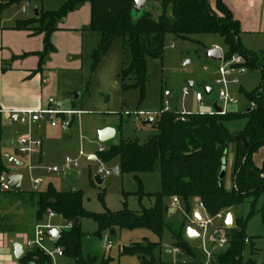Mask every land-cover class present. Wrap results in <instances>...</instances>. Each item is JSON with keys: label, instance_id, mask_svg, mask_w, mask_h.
<instances>
[{"label": "trees", "instance_id": "1", "mask_svg": "<svg viewBox=\"0 0 264 264\" xmlns=\"http://www.w3.org/2000/svg\"><path fill=\"white\" fill-rule=\"evenodd\" d=\"M84 2L91 5V30L100 35V42L92 55L93 67L109 52L112 43L121 39L125 61L118 77L123 89H139L141 100L149 79L147 59L163 58L166 34L184 39L193 34H216L223 39L227 58L241 54L246 59L242 68L262 70L260 86L247 93L249 101L255 103L256 107L224 115L191 113L186 115L184 121L179 119V112L162 110L153 123L159 132L146 143L122 140L98 152L97 157L105 163L119 159V173L132 174L139 183L136 194L140 204L144 197H154L152 207L142 205L140 211H132L125 200L120 211L91 212L84 207L82 191H58L51 184L38 191L0 192V232L25 233L27 224L31 223L29 219L37 224L45 219L48 210H52L64 223H73L72 228H62L55 241V246L61 249V264L111 262L110 257L100 258L83 253L86 236L81 229L83 219H91L97 224L95 235L98 237L116 228H146L160 237L168 231L174 247L194 254L184 237V224L174 228L165 222L167 208L164 198L178 197L186 203L191 198H197L213 217L243 204L247 198H253L248 215L235 218L233 228L226 229L230 245L216 257V264H256L251 258L245 263L243 252L249 239L248 221L254 216L255 203L264 192V166L258 167L253 160L254 153L264 146V62L259 53L242 44L240 22L223 0H216L215 8L210 0H160V15L155 17L145 11L137 21L132 17L134 0H68L58 10L45 11L39 7L38 16L18 21L15 29L44 34L45 48L40 53L42 61L49 52L55 50L50 37L58 29V21ZM240 120L246 121L244 127L232 131V126ZM239 135L247 139L248 148L244 147L242 140L236 141ZM231 144L235 145L234 170L232 185L227 188L226 177L222 180L220 174L227 162ZM157 168L162 189L157 193H146L139 174L153 172ZM0 169L8 171L1 155ZM124 195L127 199L128 194ZM17 204L22 205L27 212L31 210L29 219L21 216L16 220V216L9 213L8 210ZM77 219L79 223H76ZM158 246V243L152 242L134 243L121 248V254L138 255L142 264H169L156 258ZM20 261L22 264H53L51 257L39 249L27 252Z\"/></svg>", "mask_w": 264, "mask_h": 264}, {"label": "rangeland", "instance_id": "2", "mask_svg": "<svg viewBox=\"0 0 264 264\" xmlns=\"http://www.w3.org/2000/svg\"><path fill=\"white\" fill-rule=\"evenodd\" d=\"M66 1L68 0H0V17L8 23L7 20L9 19L15 20L30 16L36 7L41 6L45 11L58 10ZM210 2L212 6L215 5V0H210ZM85 3L88 4L84 2L79 6L80 13L76 17V21L72 22L74 24L70 22L68 24L65 20L57 23V26L72 24L74 25L73 28L57 29L51 34L50 38L53 43L55 33L65 34L63 32H68L72 34L67 45H61L63 48L68 47L69 49H75L76 46L80 45L78 44L79 41L82 44L83 39L82 52L74 55H78L81 69L62 72L60 74L59 96L52 97L58 104H67L68 102L70 104L77 95H80L77 102L83 112V115H80V130L73 129L66 132L61 127L52 128L47 124L43 129L47 133H56L62 138L64 159L70 157L77 160L79 166L65 169L59 173H48L46 171V168L50 167L48 165L30 170L26 158L19 153H15L23 166L11 167L8 173L12 174L17 171L16 174L23 177V189L28 191L34 190L32 180L39 177L45 179L41 187L52 182L61 191H82L84 206L91 212L120 211L124 207L123 202L125 200L130 210L140 211L142 205L147 208L152 207L155 202L154 197H144L141 205L136 194L139 190V183L133 175L128 173L113 174L111 172L112 169L117 168L118 158L105 163L98 158L93 160L91 156H96L101 148L108 149L111 145L118 144L122 140H137L140 144L146 143L150 137L158 134L159 131L155 125L144 124V122L148 118L157 121L159 112L164 108L166 101H169V105L173 110L187 114L209 113L212 111L213 105L216 102L219 103L218 93L220 87L214 82L218 64L207 58L205 52L212 49L216 43L224 51L226 46L223 39L216 34H193L187 39L170 33L166 34L163 58L147 59L149 79L146 83L145 96L141 100V91L139 89H123L121 80L118 77L125 61V49L121 39L115 40L109 52L96 67H93L92 55L100 42V35L98 32L91 30L90 11H85V7H83ZM23 9L27 10V14L22 12ZM145 11L155 17L160 15L162 13L160 0H149L142 11L135 9L132 15L133 20H139ZM168 14H170V10H168ZM69 15L70 12L66 16ZM74 34H77L80 38H75ZM59 52L61 53V49ZM231 78L238 79V84L229 86L231 95L238 99V105L230 106L229 109L231 112H244L251 108L247 93L260 86L262 70L240 68L236 70ZM191 83H193V87L190 86ZM206 88L212 89L209 95L206 94ZM185 89L189 90L188 95H184ZM198 92L204 94L202 104L196 101V93ZM140 112H151V114L139 115ZM108 121L113 124L118 133L110 141L102 143L98 139V129ZM245 123V120L236 122L232 126V131L241 130ZM81 151L83 152L82 155ZM234 156L235 145L231 144L226 162L227 188L232 185ZM260 159H264V153L262 152L256 158L257 161H260ZM56 166L63 168L61 164ZM97 176L104 179L103 184L99 185L96 182L95 178ZM139 177L146 193L161 191V176L158 168L153 172L141 173ZM126 193L128 194L127 199L124 195ZM252 202L253 198H247L243 204L227 210L225 215L231 213L234 219L237 217L245 218L251 210ZM263 204L264 192L260 194L255 203L254 216L248 221L247 236L249 239L243 252L245 263L251 258L256 264H264ZM164 206L167 208L164 215L167 224L174 228L184 224V229L191 227L199 232L200 236L194 239H188L186 231L184 233V237L194 254L185 253L180 249L177 250L168 231L160 237L146 228L135 230L116 228L114 230L116 234L114 235L111 234V231L106 232L113 242L112 249L106 251V255L112 259L110 264H142L138 255H122L121 251L119 253L121 248L131 246L134 243H158L159 246L155 250L156 258L169 264H201V261L206 262L208 253L213 254L215 258L228 249V246L220 248L210 241V237L215 230L226 231L225 220L215 218L214 226L209 227L206 233L198 229L195 215L198 213L205 218L206 214L200 209L197 198H191L188 203L180 200L178 205L173 206V199L166 197L164 198ZM171 210H174V212L171 213ZM8 211L16 216V220L21 216L27 218L31 216V210L27 212L22 205L18 204L12 206ZM29 221L31 223L27 224L26 232L23 234L27 239L32 240L36 226L40 222L35 224L34 220L29 219ZM97 228V224L91 219H83L81 222V229L86 234L83 240L85 254L103 255L102 246L104 242L95 235ZM47 245L50 249H54L52 244L47 243ZM174 248L175 250H173Z\"/></svg>", "mask_w": 264, "mask_h": 264}, {"label": "crops", "instance_id": "3", "mask_svg": "<svg viewBox=\"0 0 264 264\" xmlns=\"http://www.w3.org/2000/svg\"><path fill=\"white\" fill-rule=\"evenodd\" d=\"M223 2L231 10L234 17L240 22L241 25L240 39L242 44L247 49L259 53L260 58L264 62V0H223ZM87 3L88 4L85 3L83 7H85L84 8L85 11L88 10L90 11V18H91V5L89 2ZM215 4H216V0H215ZM212 7L215 8V5ZM23 13L27 14V10ZM79 13H80V9L77 8V10L71 11L70 15L66 16V18L63 20L67 21L68 24L75 22L77 19L76 17L79 15ZM32 15H34V11L33 13H31L30 16L27 17L17 18L15 20L9 19L7 20L8 23L0 17V155L3 157V155L9 154L15 157L16 159H18L15 156V153H19L26 158L30 170H34L36 167L39 168L40 166L48 165L50 167H53L61 164L63 168L62 169L60 168V170L57 172H48L49 167L46 168V171L48 173H59L61 171H64L65 169L72 168V167L67 168L64 164V153H63L64 150H63L62 138L56 133L53 134L43 131L46 124L50 125L47 120L30 123L29 125H22L19 122H17V115L15 114L11 115V112L19 111V110H39L41 108L48 106V100L50 98L59 96L58 94L60 93L59 90L60 74L62 72L78 71L81 69V62L78 58V55L77 56L74 55L82 52L81 47L83 48V39H82V44L79 41L78 44L80 45L76 46L75 49L74 48L69 49L68 47L63 48V46H66L67 42L70 41L72 34H69L68 32H63L65 34L55 33V36L53 37V43L51 42L55 50L49 52L41 61L40 53L45 48L44 34H34L30 30L15 29L18 21L31 18L33 17ZM68 24L67 26L63 24H61L60 26L58 25L59 26L58 29L61 30L64 27L73 28L74 25L72 24L74 23H72L71 25ZM74 37L77 39L80 38L77 34H74ZM58 43L60 44L59 46ZM215 46H220V45L216 43ZM60 49H61V53L59 52ZM79 98L80 95H77L73 99L72 103L70 104L69 102L67 104L60 103V105L65 110L77 109L82 111V108L79 107L77 103ZM197 102L201 103L199 101ZM175 111L181 112L178 110ZM80 117L77 118L76 116H73L72 119L73 126L70 129L64 131L67 132L73 129L76 131L80 130V123H81ZM106 127L114 128L113 124L110 121H108L104 123V125L99 127L98 130H101ZM52 128H57V127H52ZM115 130H116V134H115L116 137L118 131L117 129ZM23 135H32L41 138L43 140L42 149L39 151L31 152L29 154L20 153L17 148V140L19 139V137ZM261 152L264 153V147L261 148L253 156V160L258 167L264 166V159H260V161L256 160L257 156H259ZM95 157L98 158L97 155ZM19 161L21 162V160ZM117 167L119 168V163ZM0 172L8 173L9 168L8 171H1L0 169ZM16 172L17 171H14L12 174H16ZM8 174L11 175L10 173ZM39 178L43 179V183L40 185L39 189L34 188V190L32 191L44 190L47 188L48 185L50 184L53 185L52 182H49L46 186L41 187L44 184L45 179L43 177H39ZM36 179L32 180L33 187H34V180ZM22 183H23V178L21 184ZM53 186L58 191H61L57 188V186L55 185ZM22 190H24L23 187ZM24 191H28V190H24ZM180 200L181 199L179 198V201ZM173 212L174 210H171V213ZM225 212H223L222 220H225L226 218L227 214L225 215ZM48 220L49 219L47 212L46 218L42 221V223L43 222L47 223L49 222ZM51 224L55 227L60 228L59 229V236H60V231L62 228L65 227L66 223H64V221H62L61 218L57 215V217L51 221ZM186 229H184V233ZM219 230L223 232V230L221 229ZM107 236L108 239L111 240L107 233H105L102 237H100L104 242L102 246L103 248L102 256L85 254L84 251L83 253L85 255L98 256L100 258L109 257L106 255L107 250H106L105 238ZM28 241L29 239H27L23 233L0 232V264H22L20 259L27 252L31 251V249L28 247ZM55 241L56 240H48V244L49 245L52 244L54 248ZM16 243H20L23 246V255L20 259H16L14 255L13 246ZM111 249L112 247L109 250ZM173 250H175V248ZM120 251L121 249L119 250V253ZM203 263L204 262L201 261V264ZM57 264H61L60 255L57 257Z\"/></svg>", "mask_w": 264, "mask_h": 264}, {"label": "built area", "instance_id": "4", "mask_svg": "<svg viewBox=\"0 0 264 264\" xmlns=\"http://www.w3.org/2000/svg\"><path fill=\"white\" fill-rule=\"evenodd\" d=\"M26 10L23 9V12ZM213 48H219L222 51V59L221 61H214L218 64V67L215 71V84L220 87L218 93V102L217 106L221 109V112H217L215 108L209 112V114H227L231 112L229 109L230 106L238 105V99L232 96L229 91L230 85L238 84V79H232L231 77L234 75L237 69L242 68L245 64L246 59L241 54H234L231 57H226V52L222 50L220 46H214ZM189 90H184V95H188ZM196 100L199 102H203L204 94L201 92L196 93ZM255 103L251 102V108H255ZM164 112H172L173 110L170 105L169 101L165 102V106L162 109ZM161 110V111H162ZM160 111V112H161ZM159 112V113H160ZM17 115V122L22 125H29L30 123L40 122L43 120H47L52 127H61L63 130H68L73 126V116L77 118L83 114L81 110L72 109V110H65L62 108L60 104H58L53 98L48 100V106L41 108L39 110H19L11 112V115ZM139 115H150L151 112H140ZM179 119L184 121L186 119L187 113L179 112ZM43 147V140L41 138L32 136V135H23L19 137L17 140V148L18 151L22 154H29L34 151H39ZM105 148H101L99 151H104ZM82 155V152H81ZM64 164L67 168L69 167H78V161L73 160L70 157H66L64 159ZM60 168L57 166L49 167L48 172H57ZM9 174L6 172H0V192H7L10 191V185L8 181ZM43 183L42 178H38L34 180V188L39 189L40 185ZM179 198L173 197V205H178ZM200 209L205 212L206 217L204 218L202 215L198 214V217L195 216L198 229L205 232L209 229V227L214 226V219L215 218H223V213L217 214L216 216H210L202 202H199ZM57 217V214L52 210L48 211V221L47 223H40L36 226L34 238L28 241V247L31 250L39 249L45 252L48 256L51 257L54 264H57V257L61 254V249L59 247H54V249H50L47 245L48 240H57L54 239L50 234L49 231L51 229L59 230V227H55L51 224V221ZM73 223L69 222L65 224L64 228H72ZM197 231V230H196ZM199 234V232L197 231ZM200 236V234H199ZM106 240V250H109L112 247V241L108 239V236L105 238ZM210 241L217 245L218 247H225L230 245V236L227 231L222 232L220 230H215V232L210 237ZM248 242V239L246 240ZM203 264H216V257H213V254L208 253V258L206 262Z\"/></svg>", "mask_w": 264, "mask_h": 264}, {"label": "water", "instance_id": "5", "mask_svg": "<svg viewBox=\"0 0 264 264\" xmlns=\"http://www.w3.org/2000/svg\"><path fill=\"white\" fill-rule=\"evenodd\" d=\"M149 0H134V8H133V11L136 9L137 11H142L147 2ZM144 14V13H143ZM34 15L35 16H38L39 15V7H36L34 9ZM205 56L213 61H221L222 59V51L221 49L219 48H212V49H209L205 52ZM191 87H193V83L190 84ZM206 94L209 95L211 93V88H206ZM214 108L217 112H221V109L219 108V106H217V104L215 103L214 104ZM154 119L153 118H148L144 124H153L154 123ZM115 134H116V130L112 127H106V128H103L101 130H99L98 132V138H99V141L102 142V143H105L107 141H110L111 139H113L115 137ZM239 140H242L243 143H244V147L245 148H248L249 147V144H248V141L245 137L239 135L236 137V141H239ZM96 157L95 156H92L91 159H95ZM3 162H4V165L8 168L10 167H20V166H23V163L20 162L18 159H16L15 157L9 155V154H5L3 155ZM226 170H227V165L226 163L224 164L223 166V169H222V172L220 174V178L223 180L225 177H226ZM111 172L113 174H118L119 173V168H114L111 170ZM22 176L19 175V174H11L8 176V181H9V185H10V189L14 192H20L22 191ZM96 182L101 185L103 184L104 182V179L101 177V176H97L95 178ZM196 217H198V215H196ZM80 220L77 219L76 220V223H79ZM234 226V219H233V215L231 213H228L226 215V218H225V227L226 229H232ZM49 234L54 238L56 239L59 235V230L57 229H51L49 231ZM111 234H115V231H112ZM186 235L188 238L190 239H193V238H196L199 236V234L196 232L195 229L189 227L187 228L186 230ZM14 248V255H15V258L16 259H20L23 255V246L20 244V243H16L14 244L13 246Z\"/></svg>", "mask_w": 264, "mask_h": 264}]
</instances>
